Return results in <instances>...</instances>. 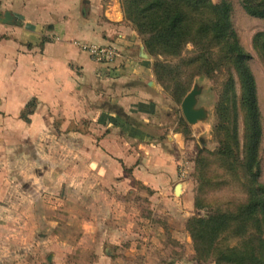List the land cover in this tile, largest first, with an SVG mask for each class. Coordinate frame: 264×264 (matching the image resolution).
I'll return each instance as SVG.
<instances>
[{
  "label": "crops",
  "instance_id": "0c3cea01",
  "mask_svg": "<svg viewBox=\"0 0 264 264\" xmlns=\"http://www.w3.org/2000/svg\"><path fill=\"white\" fill-rule=\"evenodd\" d=\"M5 12L12 21H0V264H42L37 228L22 220L34 214L24 205L38 199L37 184L69 185L70 173L82 183L92 170L100 189L103 174L109 184L137 181L154 208L172 204L175 219L186 215L183 186L175 194L184 143L151 117L159 107L151 96L158 92L151 61L118 0H0V16ZM89 44H112L119 55L98 62L82 47ZM110 211L127 216V209ZM116 223L100 221L83 232H108L120 250L118 238L131 225ZM145 229L162 247L165 229L159 223ZM169 230L176 239L183 233ZM101 239L94 264H120ZM134 250L144 254L146 245L138 241Z\"/></svg>",
  "mask_w": 264,
  "mask_h": 264
},
{
  "label": "rangeland",
  "instance_id": "374dc122",
  "mask_svg": "<svg viewBox=\"0 0 264 264\" xmlns=\"http://www.w3.org/2000/svg\"><path fill=\"white\" fill-rule=\"evenodd\" d=\"M211 1L220 2V0ZM226 1L231 6L229 16L239 43L251 55L249 67L256 84L261 128L256 154L259 163L258 180L264 184V18L249 15L244 10L241 0ZM118 2L124 14L121 0ZM128 22L135 29L134 25ZM138 35L143 50L151 61V66L156 58L165 60L169 65L160 80L153 73L152 82L156 84L158 92L151 96L159 107L151 117L155 118V122L158 120L164 123L165 132L171 131L181 136L184 143L185 148L182 149L184 156L177 170L181 178L179 183L184 189L181 197L186 200L181 201V210H186L188 213L186 215L181 213L182 217L178 216L175 219L173 213L177 206L171 204L167 209L164 206L154 208V203L147 201L145 195L149 190L134 180L125 185H119L118 182V184H109L106 180L107 176L103 174L100 189L97 186L98 179L93 176L92 170L87 171L82 183L78 181L76 175L70 173L69 185H59L57 182L37 184L38 199L25 202L27 204L24 205L26 209L32 208L31 213L34 215L24 217L22 220L26 224H34L37 228L33 238L42 247V252L38 256L42 264L52 262L50 258L53 256L59 260L57 264H94L99 256L96 248L99 237L107 247L105 252L118 257L120 264H168L169 262L175 264L176 260H192L193 264H214L210 255L200 258L196 255L187 228L188 222L194 217H206L216 208L234 210L246 199V191L239 184L240 180L231 175L226 161L217 155L220 141L231 138L235 129L240 156H243L244 110L238 102L239 82L236 75H233V80L237 97V115L230 113L223 123L225 128L219 131L217 109L228 78L227 72L221 70L212 75L194 74L195 67L188 64V61L199 53L196 46L188 43L180 57L165 55L154 57L145 49L144 37ZM216 52L217 50L213 49V54ZM193 87L200 90L196 96L195 107L204 111V117L194 124H189L182 115L180 104ZM227 104L231 107L228 102ZM53 143L57 145L55 138ZM124 173L131 175L127 171ZM95 194L101 197L99 202L95 201ZM122 194L124 196L132 194V200L124 202L120 198ZM140 194H144L143 197ZM185 203H188V206ZM95 208L97 210L95 215L98 216L94 215ZM112 208L123 211L127 209V216L113 217L110 211ZM100 221L108 227L117 224V221L121 224L130 223L131 232L121 234L118 238L120 245L117 246L120 250L114 248L111 239L113 236L108 232L101 234H95L93 231L83 232L85 228L93 229ZM154 223H159L166 231L162 247L141 233L143 226L146 227V231L149 226L153 227ZM174 226L183 230L179 239L172 237L169 230ZM138 241L146 245L144 254L134 250V245ZM226 242L235 244L236 238L231 236ZM130 245L132 249L125 250Z\"/></svg>",
  "mask_w": 264,
  "mask_h": 264
},
{
  "label": "trees",
  "instance_id": "16d2710c",
  "mask_svg": "<svg viewBox=\"0 0 264 264\" xmlns=\"http://www.w3.org/2000/svg\"><path fill=\"white\" fill-rule=\"evenodd\" d=\"M121 2L125 18L144 37V46L150 55L180 57L184 47L191 43L199 49V53L188 61L195 67L194 74L227 72L228 78L217 109L219 131L225 128L223 123L230 113L237 115L233 80V75H236L238 102L244 110L243 156H240L235 129L231 138L220 141L217 155L226 161L231 175L240 180L246 199L234 210L216 208L206 217H194L187 228L199 258L210 255L214 264H264V184L258 180L256 156L261 135L260 113L256 84L249 67L251 55L239 43L229 16V2ZM241 4L249 15L264 18V0H241ZM213 49L217 50L216 54H213ZM168 67L165 60L156 58L152 64L155 77L160 80ZM231 236L236 238L235 244L226 242Z\"/></svg>",
  "mask_w": 264,
  "mask_h": 264
},
{
  "label": "water",
  "instance_id": "95a60500",
  "mask_svg": "<svg viewBox=\"0 0 264 264\" xmlns=\"http://www.w3.org/2000/svg\"><path fill=\"white\" fill-rule=\"evenodd\" d=\"M0 21L4 23H11L12 16L9 12H5L3 16H0ZM200 90L193 87L182 99L180 108L184 119L189 124H194L197 121L203 119L204 111L201 108H196V96ZM182 184L178 183L175 186V194L179 195L181 192Z\"/></svg>",
  "mask_w": 264,
  "mask_h": 264
},
{
  "label": "built area",
  "instance_id": "2783aa9c",
  "mask_svg": "<svg viewBox=\"0 0 264 264\" xmlns=\"http://www.w3.org/2000/svg\"><path fill=\"white\" fill-rule=\"evenodd\" d=\"M82 47L87 50L92 58L98 62H112L116 59L118 54V49L112 44L105 45H82Z\"/></svg>",
  "mask_w": 264,
  "mask_h": 264
}]
</instances>
